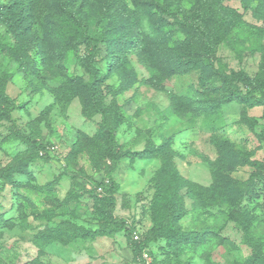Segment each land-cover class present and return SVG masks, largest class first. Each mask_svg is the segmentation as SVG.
I'll return each mask as SVG.
<instances>
[{"label":"rangeland","instance_id":"rangeland-1","mask_svg":"<svg viewBox=\"0 0 264 264\" xmlns=\"http://www.w3.org/2000/svg\"><path fill=\"white\" fill-rule=\"evenodd\" d=\"M133 2L73 0L75 7L82 9L90 30L115 26L120 22V9L133 7ZM224 4L235 9L240 17L231 35L234 47L225 43L217 46L218 69L244 70L250 75L258 70L262 72L264 19H256L251 9L244 10L239 0ZM184 6L189 8L187 4ZM154 12L159 14L158 9ZM171 29L174 27L167 32L171 33ZM174 37L182 38L183 34L176 32ZM51 40L46 39L48 64L40 65L38 74L26 77L2 48L3 44L12 42V35L0 23V82L4 84V94L11 99V103L0 101V264L37 261L41 264H241L251 254V242H259L264 250V169L249 165L239 166L231 173L243 190L236 207L215 202L194 209L192 199L185 197L188 212L180 218L179 225L184 231H205L206 238L199 244L181 246L177 254L168 250L164 239H158L144 249L146 258L143 254L137 258L125 232L70 243L55 240L45 247L37 245L36 236L56 226L83 225L90 230L98 229L102 221L92 213L94 180L107 178L119 184L115 217L133 228L132 237L137 233L142 238L152 225L149 209L155 191L152 177L160 166L159 158L125 156L114 163L107 157L92 160L95 150L86 136L96 133L101 116L85 115L79 96L67 101L68 88L62 89L55 76L44 74L46 67H52L56 75L64 71L59 67L64 60L59 54L63 46ZM83 48L79 45L80 53ZM102 48L95 66L107 72L109 63ZM128 61L134 74L111 65L102 85L105 103H115L125 113V121L116 131L123 152L141 151L149 144L170 138L177 169L196 184L194 190L204 196L205 203H208L205 189L213 182L210 163L217 156L213 136L230 140L251 159L264 164V140L260 136L264 105L247 108L236 99L222 104L220 111L212 116L171 115L167 92L191 94V86L199 88V73L173 75L157 89L144 82L149 73L134 54L129 55ZM68 70L84 79L87 77L75 60L69 63ZM118 71L124 73L125 79L129 78V88L123 89L124 80ZM33 139L45 145L47 152L37 150ZM74 147L80 149L74 151ZM19 154L33 159L27 165V172L14 173L8 179L2 171ZM252 172L258 176L250 178ZM240 213L251 217L249 237L244 234Z\"/></svg>","mask_w":264,"mask_h":264},{"label":"trees","instance_id":"trees-1","mask_svg":"<svg viewBox=\"0 0 264 264\" xmlns=\"http://www.w3.org/2000/svg\"><path fill=\"white\" fill-rule=\"evenodd\" d=\"M133 1V7L120 9V22L115 23V26H98L90 30L82 9L75 7L73 0H45L44 3L43 0H0V23L12 35V42L3 44L2 48L26 77L38 74L39 66L48 64L47 38L63 46L64 50L59 54L64 60L59 63V67L65 72L56 75L52 67H46L44 74L55 76L62 89L68 88L70 95L67 101L79 96L85 115L100 114L96 133L91 137L86 136L91 148L95 150L91 157L93 161L107 157L114 163L125 156L130 159H160V166L152 177L155 189L149 205L152 225L142 238L134 240L133 228L115 217V193L119 184L107 178L94 180L95 193L92 192V213L102 221V225L95 230L83 225L53 227L36 236L35 242L40 247L55 240L70 243L77 239H94L96 236L125 232L129 236L130 249L137 258L142 256L151 242L158 239H164L168 250L177 254L181 246L199 244L206 238L205 231H184L179 225L180 218L188 212L185 197L192 199L194 209L215 202L234 208L242 197L243 190L231 176L232 171L242 165L264 169L261 161L251 159L230 140L213 136L211 140L217 156L210 163L213 182L205 189L208 193V203H205L204 196L194 190L196 184L183 177L177 169L174 161L176 152L171 147L170 138L159 144H149L141 151L121 150L116 131L125 121V113L115 103H105L102 85L111 72V65L115 64L134 74L128 61L131 54L138 58L149 73L144 82L157 89H161L163 81L173 75L192 71L199 73V88L191 86V94L167 92L171 115L181 118L187 114L192 117L212 116L220 111L222 104L236 99L247 108L264 105V67L262 72L258 70L250 75L244 70H220L215 63L219 44L234 47L231 35L238 25L240 14L224 4V1L229 0H165V3L163 0H145L143 3ZM239 1L244 10L253 11L256 19H264V0ZM154 9H158L159 14ZM171 26L174 29L168 33ZM176 32H181L183 37L175 38ZM79 45L84 47L82 53ZM102 46L109 63L107 72L95 66L103 50ZM72 60L87 74L86 79L68 70ZM118 74L124 80L123 89L129 88V78L125 79L121 71ZM0 83V101L11 103L10 97L4 94V84ZM260 136L264 140V126L260 128ZM32 142L37 150L47 152L46 146L41 142L35 139ZM79 149L74 147V151ZM25 155H17L14 162L2 171L8 179L14 173L27 172V165L33 158ZM256 176L258 173L252 172L250 178ZM98 188L100 192L97 193ZM239 217L244 234L249 237L251 217L243 213ZM250 245L251 254L241 264H264L262 246L257 241ZM34 264L41 263L37 261Z\"/></svg>","mask_w":264,"mask_h":264},{"label":"built area","instance_id":"built-area-1","mask_svg":"<svg viewBox=\"0 0 264 264\" xmlns=\"http://www.w3.org/2000/svg\"><path fill=\"white\" fill-rule=\"evenodd\" d=\"M98 190H100V188H98ZM133 238H134L135 240H138V239H139V235H138L137 233H134ZM143 257H144V258L147 257V254L144 253V252H143Z\"/></svg>","mask_w":264,"mask_h":264}]
</instances>
